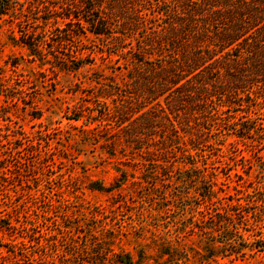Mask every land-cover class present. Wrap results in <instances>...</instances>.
<instances>
[{
	"label": "rangeland",
	"instance_id": "obj_1",
	"mask_svg": "<svg viewBox=\"0 0 264 264\" xmlns=\"http://www.w3.org/2000/svg\"><path fill=\"white\" fill-rule=\"evenodd\" d=\"M25 15L27 30L40 24ZM10 20L0 18L2 226H18L27 217L32 229L50 233L48 264H264V250L253 248L258 244L232 253L217 243L226 235L223 227L211 234L213 222L205 213L212 204L196 194L193 178L182 182L178 168L166 175L159 167L143 168L123 151L117 128L105 122L84 124L85 117L78 122L69 118L82 107L90 108L93 116L99 110L90 90L95 80L113 75L117 65L106 53L103 38L88 34L80 42H54L52 49L45 46L52 55L37 58L20 43L23 33ZM77 50L84 59L79 70L69 57ZM232 146L238 149L234 156ZM222 149L208 159L213 167L206 172L213 184L212 201L252 194L258 168L242 157L255 164L254 155L264 158V149L233 135ZM263 222L256 224L249 217L244 231L237 218L235 228L251 243L264 237ZM15 230L12 235L2 229L0 243H27L28 232ZM5 254L1 248L0 255Z\"/></svg>",
	"mask_w": 264,
	"mask_h": 264
},
{
	"label": "trees",
	"instance_id": "obj_2",
	"mask_svg": "<svg viewBox=\"0 0 264 264\" xmlns=\"http://www.w3.org/2000/svg\"><path fill=\"white\" fill-rule=\"evenodd\" d=\"M26 13L40 22L29 26L32 30L24 24ZM4 16L19 26L20 43L37 58L52 55L45 46L52 49L54 42H80L88 34L103 38L117 65L90 90L99 110L93 116L82 107L69 118L117 128L123 151L143 168L159 167L162 175L178 168L182 182L193 178L194 192L212 204L205 213L213 222L211 234L223 227L220 246L232 253L255 244L264 250V237L249 243L235 228L237 218L244 231L249 217L256 224L264 221V158L256 153L254 164L242 157L258 168L252 194L214 202L206 174L213 168L208 159L223 153L227 137L264 149V0H0ZM87 48L93 50L82 49ZM80 50L69 56L75 70L83 67ZM237 151L232 146L233 156ZM24 219L18 226L0 224V232L15 235L16 227L28 232L27 243H0L7 252L0 264H48L50 233L35 231ZM30 247L44 251L33 253Z\"/></svg>",
	"mask_w": 264,
	"mask_h": 264
}]
</instances>
